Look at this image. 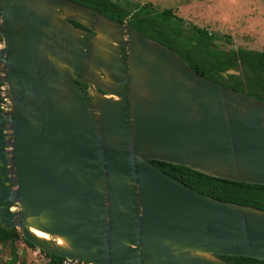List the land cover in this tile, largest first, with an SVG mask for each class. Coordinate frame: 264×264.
Wrapping results in <instances>:
<instances>
[{
    "label": "water",
    "instance_id": "1",
    "mask_svg": "<svg viewBox=\"0 0 264 264\" xmlns=\"http://www.w3.org/2000/svg\"><path fill=\"white\" fill-rule=\"evenodd\" d=\"M149 160L264 185V102L92 7L0 0V227L90 264L264 261L263 210Z\"/></svg>",
    "mask_w": 264,
    "mask_h": 264
},
{
    "label": "trees",
    "instance_id": "2",
    "mask_svg": "<svg viewBox=\"0 0 264 264\" xmlns=\"http://www.w3.org/2000/svg\"><path fill=\"white\" fill-rule=\"evenodd\" d=\"M98 9L110 19L125 22L144 36L158 41L188 64L194 71L231 90L264 102V51L248 49H220L214 35L205 28L183 27L171 9L154 11L148 5L140 7L125 0H76ZM122 13L121 14H119ZM149 163L170 177L205 196L228 203L254 207L264 211V185L239 183L218 179L188 168L149 160ZM35 248L24 241L16 229L0 227V245H6L10 258L4 264L17 262L16 243ZM39 251V250H38ZM47 264H61L64 259L39 251ZM228 264H264V261L237 256H219Z\"/></svg>",
    "mask_w": 264,
    "mask_h": 264
},
{
    "label": "rangeland",
    "instance_id": "3",
    "mask_svg": "<svg viewBox=\"0 0 264 264\" xmlns=\"http://www.w3.org/2000/svg\"><path fill=\"white\" fill-rule=\"evenodd\" d=\"M124 3L138 7L148 5L156 12L171 9L172 13L181 20L183 27L196 26L212 33L214 44L220 49L242 48L264 51V0L121 1V4ZM80 4L92 7L89 4ZM119 14L122 15L120 12ZM16 252L15 264H47V258L42 253L20 241L16 243ZM9 258L7 246L0 245V264H4Z\"/></svg>",
    "mask_w": 264,
    "mask_h": 264
},
{
    "label": "flooded vegetation",
    "instance_id": "4",
    "mask_svg": "<svg viewBox=\"0 0 264 264\" xmlns=\"http://www.w3.org/2000/svg\"><path fill=\"white\" fill-rule=\"evenodd\" d=\"M68 22L73 25V27L79 29V30H82V31H87L85 27L73 22V21H69ZM90 33H93L92 31H89ZM76 86L79 88V90L85 94L86 98L89 100V101H92L91 99V89L89 86H87L84 82H76ZM98 93H101L100 90L96 89Z\"/></svg>",
    "mask_w": 264,
    "mask_h": 264
},
{
    "label": "built area",
    "instance_id": "5",
    "mask_svg": "<svg viewBox=\"0 0 264 264\" xmlns=\"http://www.w3.org/2000/svg\"><path fill=\"white\" fill-rule=\"evenodd\" d=\"M61 264H90V263H84V262H79L75 260L64 259V261Z\"/></svg>",
    "mask_w": 264,
    "mask_h": 264
},
{
    "label": "bare ground",
    "instance_id": "6",
    "mask_svg": "<svg viewBox=\"0 0 264 264\" xmlns=\"http://www.w3.org/2000/svg\"><path fill=\"white\" fill-rule=\"evenodd\" d=\"M30 231L37 237L46 238V236L44 234L40 233V232L33 231V230H30ZM57 243L60 244L61 242L58 240Z\"/></svg>",
    "mask_w": 264,
    "mask_h": 264
}]
</instances>
